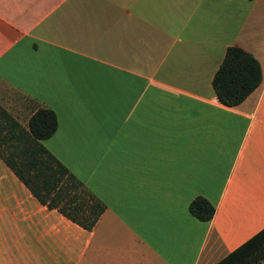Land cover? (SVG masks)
I'll return each instance as SVG.
<instances>
[{
    "label": "crops",
    "instance_id": "obj_1",
    "mask_svg": "<svg viewBox=\"0 0 264 264\" xmlns=\"http://www.w3.org/2000/svg\"><path fill=\"white\" fill-rule=\"evenodd\" d=\"M232 44L261 80L228 105L211 78ZM12 91L24 126L54 111L42 144L104 208L85 229L0 158V264H213L264 226V0H0L7 109Z\"/></svg>",
    "mask_w": 264,
    "mask_h": 264
},
{
    "label": "trees",
    "instance_id": "obj_2",
    "mask_svg": "<svg viewBox=\"0 0 264 264\" xmlns=\"http://www.w3.org/2000/svg\"><path fill=\"white\" fill-rule=\"evenodd\" d=\"M260 80L257 59L232 44L225 47L211 86L217 99L234 105ZM56 123L54 111L46 106L38 105L32 110L24 126L0 105V158L40 203L90 229L104 204L42 144ZM187 208L200 220H208L213 213V205L200 195L194 196ZM263 257L264 226L213 264H257Z\"/></svg>",
    "mask_w": 264,
    "mask_h": 264
},
{
    "label": "rangeland",
    "instance_id": "obj_3",
    "mask_svg": "<svg viewBox=\"0 0 264 264\" xmlns=\"http://www.w3.org/2000/svg\"><path fill=\"white\" fill-rule=\"evenodd\" d=\"M12 98H13V105L9 107L8 109L4 106H1L17 121H22L25 124V118L27 116L26 109H28V106L32 102L30 98L27 96L18 93L17 91H12ZM19 121V122H20ZM21 123V122H20Z\"/></svg>",
    "mask_w": 264,
    "mask_h": 264
}]
</instances>
